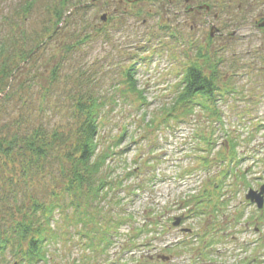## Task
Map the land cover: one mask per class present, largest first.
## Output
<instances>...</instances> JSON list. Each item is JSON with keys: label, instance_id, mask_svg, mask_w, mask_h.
Wrapping results in <instances>:
<instances>
[{"label": "rangeland", "instance_id": "374dc122", "mask_svg": "<svg viewBox=\"0 0 264 264\" xmlns=\"http://www.w3.org/2000/svg\"><path fill=\"white\" fill-rule=\"evenodd\" d=\"M32 1L31 14L21 16ZM60 2L0 0V32L14 30L20 41L21 32L40 34L46 28L51 34L56 17L50 10ZM64 14L57 29L61 31L50 38L45 53L40 50L35 64L20 66L10 82L11 90L30 85V92L24 93L30 98V112L39 110L37 119L45 122L59 120L70 111L63 98L68 89L76 90V80L84 85L83 90L116 96L118 103L105 109L100 138L116 153L107 165L114 180L122 178L124 188L109 194L120 205L105 207L113 212L114 221L131 219L114 234L110 230L113 245L108 251L84 249L76 235L74 244L78 245L51 246L50 263L252 264L254 256L264 263V248L259 247L264 246V216L260 220L261 212L244 199L250 188L259 190L264 184V0H71ZM87 34L90 40L80 42ZM71 44L76 47L65 64L83 75L77 77L74 72L72 78L63 73L56 85L46 87L37 78L39 73L46 76ZM200 52H207L214 61L222 59L221 70L227 72L222 81L231 92L218 101L221 119L196 112L186 120L151 127L153 119L163 122L160 115L172 105L178 84L186 69L199 62ZM132 65L137 91L144 92V105L136 92L113 88L124 81L123 74ZM46 90L52 97L50 110L45 102L41 105ZM23 106L18 99L0 102V127L14 124L27 113ZM123 129L127 134L119 143ZM207 132L216 143L209 151L196 136ZM224 133L239 142L240 167L252 166L246 176L250 187L232 177L221 200L228 201L227 205L217 212L210 205L202 206L198 213L201 207H196L194 197L205 193V186L223 169L219 164L203 169L199 159H215L224 151L220 148ZM245 150L250 153L244 154ZM19 165V160L11 162L1 156L0 175H16ZM241 211L243 218L238 221ZM175 218L182 220L179 227L173 226ZM79 229L72 232L77 234ZM206 232L209 237L202 239ZM212 237L219 243L207 246ZM0 264L14 262L5 254Z\"/></svg>", "mask_w": 264, "mask_h": 264}, {"label": "trees", "instance_id": "16d2710c", "mask_svg": "<svg viewBox=\"0 0 264 264\" xmlns=\"http://www.w3.org/2000/svg\"><path fill=\"white\" fill-rule=\"evenodd\" d=\"M33 3L23 8L21 16L26 18L31 14ZM70 3L71 0H61L50 10L56 17L51 34L46 28L40 34L21 32L20 41L14 30L0 32V102L18 99L22 106L27 107V113L25 111L20 115L14 124L0 127V157L20 162L16 175H0V256L9 255L14 264H51V246L60 243L69 247L78 245L74 244L76 235L84 243V249L101 250L103 253L112 245L110 230L118 229L128 219L117 217L114 221L111 216L113 212L106 209L110 204L120 205L109 194L124 188L122 178L114 180L110 175L112 169L107 165L116 153L113 148H106L100 138L107 118L105 109L110 103H118L116 96H102L83 90L84 85L76 80V90L70 87L63 98L69 102L70 111L59 120L45 122L37 119L36 112L39 110L30 112V98L24 94L30 92V85L26 84L22 89L20 85L18 89L14 88L15 91L11 90L10 82L21 69L20 66L35 64L40 50L45 53L50 38L61 31L57 29L65 20L64 9ZM90 36L85 35L80 42L89 41ZM75 47L66 45L61 51L60 60L52 64L48 74L44 76L39 73V81L43 80L46 87L51 88L63 73L74 78L75 71L68 70L65 63L66 56ZM198 58L200 63L196 61L186 69L172 105L160 115L163 122L153 119L151 127H160L168 120H185L196 112L221 119L218 101L231 92L222 81L227 72L221 70L222 59L214 61L207 52L198 53ZM75 75L79 77L83 73L75 72ZM135 76L136 70L132 65L125 70L124 81L116 82L113 88L122 86L126 92H136L141 105H144V92L137 91ZM47 91H43L41 105L45 102V108L50 110L48 102L52 97ZM143 116L145 118L146 113ZM209 133L200 138L211 148L213 139ZM126 134L127 130L123 129L119 143ZM223 136L224 151L219 152L212 163L208 158L202 162L205 169L218 162L223 167L219 177L205 189L208 198L214 195L221 198L232 177L245 187L249 185L246 176L248 170L252 171V166L248 170L240 167L243 155L237 151L239 142L228 133ZM259 162L258 159L254 164ZM134 173L130 172L126 178L129 179ZM194 198V202L200 204ZM77 226L80 229L74 234L72 229ZM254 264L264 263L256 261Z\"/></svg>", "mask_w": 264, "mask_h": 264}, {"label": "water", "instance_id": "95a60500", "mask_svg": "<svg viewBox=\"0 0 264 264\" xmlns=\"http://www.w3.org/2000/svg\"><path fill=\"white\" fill-rule=\"evenodd\" d=\"M103 21H106V17L103 18ZM264 186L261 188L260 193L254 192V191H250L249 194L247 195V200L251 201L252 203H255L258 206V209H262L264 206ZM178 223H176L177 225L179 224V220H176ZM175 224V225H176ZM163 260V258H162Z\"/></svg>", "mask_w": 264, "mask_h": 264}, {"label": "flooded vegetation", "instance_id": "af4514ba", "mask_svg": "<svg viewBox=\"0 0 264 264\" xmlns=\"http://www.w3.org/2000/svg\"><path fill=\"white\" fill-rule=\"evenodd\" d=\"M186 2L189 3V0H186ZM206 8L208 9V7H206ZM191 10H193V9H191Z\"/></svg>", "mask_w": 264, "mask_h": 264}]
</instances>
